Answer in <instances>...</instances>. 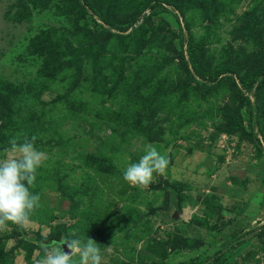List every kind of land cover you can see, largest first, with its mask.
<instances>
[{"label":"rangeland","instance_id":"rangeland-1","mask_svg":"<svg viewBox=\"0 0 264 264\" xmlns=\"http://www.w3.org/2000/svg\"><path fill=\"white\" fill-rule=\"evenodd\" d=\"M91 1L0 0V157L25 136L49 157L30 222L0 228V264H38L45 238L73 231L102 264H264V72L240 82L264 66V34L239 31L248 14L264 24V0ZM190 44L219 66L209 78ZM225 109L241 130L218 131ZM149 143L168 168L132 186L123 171Z\"/></svg>","mask_w":264,"mask_h":264},{"label":"clouds","instance_id":"clouds-1","mask_svg":"<svg viewBox=\"0 0 264 264\" xmlns=\"http://www.w3.org/2000/svg\"><path fill=\"white\" fill-rule=\"evenodd\" d=\"M36 137L25 136L22 141L9 140L10 152L0 157V228L11 222L24 226L39 207L40 195L33 193L37 170L48 160V155L35 146ZM169 157L152 144L144 146V154L138 162H131L123 171V179L132 186L147 188L155 175L165 174ZM68 251H65V247ZM43 258L38 264H102L100 245L91 238L81 239L75 231L54 240L41 243Z\"/></svg>","mask_w":264,"mask_h":264},{"label":"trees","instance_id":"trees-1","mask_svg":"<svg viewBox=\"0 0 264 264\" xmlns=\"http://www.w3.org/2000/svg\"><path fill=\"white\" fill-rule=\"evenodd\" d=\"M76 3L77 6L80 7L81 13H86L87 10L85 7H82L80 0H72ZM85 2L86 5H89L90 7H92V1L91 0H83ZM142 6V4L139 5V8ZM255 12V11H254ZM253 13V12H252ZM136 14V13H134ZM84 14H82L83 16ZM259 16L257 15H253L251 17H249V14L247 15V17L245 18V22L243 23V25L241 26V28H239L240 33L248 35L250 39H253L254 42L258 43L261 39L262 36L264 34V24H261V22L259 20ZM77 20H80L77 18ZM83 25H85V28L88 27L87 22L83 21ZM260 26L259 29H261L262 31H258V39H254L253 35L251 34L250 28H254V27ZM120 29H124L126 28L125 26H119ZM257 31V30H255ZM93 37L95 38V42H90L89 45L86 47L87 50L89 52H91L92 55V59H98V57H96L97 54L100 53V47L102 46V40H101V33L100 32H95L93 33ZM252 37V38H251ZM71 47V46H70ZM201 48V46H199L198 44L196 45H189V53H190V57H192L193 55H195L197 48ZM84 48H77V49H73V53H72V57L70 59V61L72 62L73 60L76 59V61L78 60V55H80L83 51ZM193 52V53H191ZM96 57V58H95ZM192 62V70L194 71V73L198 76H200L201 78L207 79L208 75L211 74V72L214 73V71L216 70L217 67H208V66H204L205 68L203 69V66H198L195 63V59H193V57L191 58ZM77 70L75 71V77H78L80 73L79 69H80V64L77 61ZM231 67H234L233 65H231ZM250 69V68H249ZM235 70H238V66H235ZM264 72V66H260L259 68H255V70H250L244 77L240 78V82L242 83V85L248 89L252 88L253 84L258 80V77L263 74ZM192 77H194L193 73H190ZM218 75V73H215V77ZM209 78V77H208ZM232 83H234V80L231 81ZM200 84V83H199ZM202 86H205V84H202ZM261 87V83L259 82L257 84V87H255L256 90L260 89ZM226 113L228 114V120L225 124H220V126L218 127V131H226V132H233V131H237V130H241L242 129V117H240L237 114L229 111L228 109H225ZM248 116L251 115V111H248ZM263 131V130H262ZM263 136H264V131H263ZM64 190V189H63ZM17 226V225H16ZM21 226H17V228L19 229ZM47 244H51L52 241L56 240L54 238H52L51 236L47 237L44 239ZM160 244H165V242L163 240H158Z\"/></svg>","mask_w":264,"mask_h":264}]
</instances>
